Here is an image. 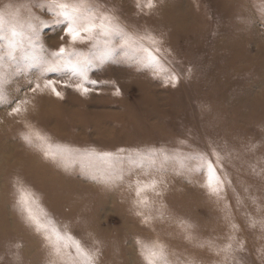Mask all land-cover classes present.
<instances>
[{
  "label": "rangeland",
  "instance_id": "374dc122",
  "mask_svg": "<svg viewBox=\"0 0 264 264\" xmlns=\"http://www.w3.org/2000/svg\"><path fill=\"white\" fill-rule=\"evenodd\" d=\"M9 3L26 5L25 18L30 12L53 20L47 0H0V7ZM98 3L130 31L148 29L161 37L178 81L165 84L117 56L89 73L114 83L87 95L59 85L62 99L50 90L33 93L28 80L34 86L35 69L8 85L12 103L0 104V264L50 259L43 237L15 208L17 179L38 195L58 226L99 250L96 264H142L137 239L163 243L171 264H221L223 254L208 245L223 247L229 236L234 247L244 246L230 264H264V230L250 226L264 218V0H155L148 14L137 10L136 0ZM64 27L48 23L40 41L49 50L66 45ZM76 47L87 52L89 44ZM24 99L27 112L10 115ZM25 123L57 142L98 151L215 148L231 185L218 199L202 186L203 176L169 171L162 194L146 193L151 207L138 209L128 186L136 176L106 184L81 175L78 166L57 167L25 144ZM137 211L150 217L147 223Z\"/></svg>",
  "mask_w": 264,
  "mask_h": 264
},
{
  "label": "snow or ice",
  "instance_id": "6c2138e0",
  "mask_svg": "<svg viewBox=\"0 0 264 264\" xmlns=\"http://www.w3.org/2000/svg\"><path fill=\"white\" fill-rule=\"evenodd\" d=\"M155 6V0H136V8L143 14L150 13ZM26 7L10 3L0 7V104L12 103L8 100V85L21 75L27 76L31 69L37 73L34 86L33 80H28L33 93L50 90L62 99L63 93L57 87L59 85L87 95L99 85L114 83L91 79L89 73L117 56L134 64L137 70L150 71L165 84L175 86L178 81L177 74L170 66L171 62L165 56L162 38L148 29L130 31L98 0H47V9L53 17L51 22L33 16L30 12L25 18L21 10ZM48 23L64 24L63 31L68 37L66 45L62 44L56 50L44 46L40 41V29ZM85 43L89 44L87 52L76 47ZM53 74L57 78H51ZM16 90L20 91L19 88ZM119 94L117 88L116 95ZM28 103L27 99L17 101L9 114L19 116L27 112ZM24 129L21 138L25 144L66 171L78 166L81 175L106 184L123 183L126 177L136 176L128 186L135 192L134 205L138 209L151 207L146 193L152 192L157 197L162 194L166 186L164 174L169 171L175 175L203 176L202 186L218 199L224 198L225 185H231V180L224 174L223 158L215 148L210 152L120 148L114 153L57 142L31 123H25ZM141 176L148 179H141ZM13 188L15 208L46 243L50 257L48 264H96L98 249L88 247L86 242L68 231L66 225L63 228L58 226L40 204L38 195L22 180L17 179ZM159 214L163 216L162 211ZM137 215L142 216L145 223L150 219L142 211H137ZM181 223L186 228L191 227ZM257 224L264 230V218L252 220L250 226L256 227ZM236 227L234 223L231 224L232 229ZM234 239L229 236L228 243L223 247L209 243V247L216 248L218 256L223 254L221 264H230L234 253L243 250V242H238L234 247ZM136 243L142 264H171L169 252L160 241L137 239Z\"/></svg>",
  "mask_w": 264,
  "mask_h": 264
}]
</instances>
